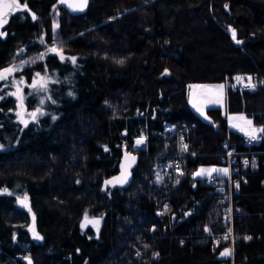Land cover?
Instances as JSON below:
<instances>
[{"label": "trees", "instance_id": "16d2710c", "mask_svg": "<svg viewBox=\"0 0 264 264\" xmlns=\"http://www.w3.org/2000/svg\"><path fill=\"white\" fill-rule=\"evenodd\" d=\"M64 2L17 0L0 37V70L41 50L38 38L55 37L64 55L34 65L49 78L43 103L26 98L27 108L43 109L36 121L21 125L0 88V264L17 253L28 255L21 264H225L203 231L219 230L217 199L194 174L216 162L231 130L219 108L207 109L211 121L196 114L187 86L264 67V0H87L76 13ZM225 104L250 116L262 98L226 90ZM164 121L195 124L180 175L164 169L176 148L159 132ZM122 138L144 140L132 181L101 192L125 153ZM263 200L253 176L240 200L246 213L235 219L236 262L264 264ZM162 202L168 217L155 215Z\"/></svg>", "mask_w": 264, "mask_h": 264}, {"label": "built area", "instance_id": "2783aa9c", "mask_svg": "<svg viewBox=\"0 0 264 264\" xmlns=\"http://www.w3.org/2000/svg\"><path fill=\"white\" fill-rule=\"evenodd\" d=\"M17 53L24 54L25 49L17 51ZM237 77L241 79L238 80ZM249 77H251V80H249ZM223 83L226 90L235 91L239 94L246 92L260 95L262 98L260 112L250 115L253 122V132L243 134L237 129H230V136H227L220 143L217 152L214 154L216 162L207 165L223 166L224 169H227V173L217 174L208 171L202 176L209 185L210 192L216 197L219 206V230L214 233L211 232L208 226H204L203 231L211 237L213 247H222L225 250V264H243L242 262H236L234 259L235 219L246 213V210L240 205V200L244 191L249 187L253 176L257 178L260 187L264 190V131H256L257 129H264V67L251 73L225 77ZM194 127L195 124L188 126L184 122L177 124L170 121H164L161 125L159 132L174 137L176 141L174 152L166 159L164 164V169L171 170L175 175L182 173L181 159L187 149L186 137L189 128ZM120 146L124 152L133 154H137L136 151L143 148L142 144L136 146L135 141L129 143L125 138L121 139ZM261 210L258 211L259 215L264 213V200ZM154 212L156 216L168 217L170 204L162 202L154 209ZM246 237L250 238V235L244 237L245 240H248L249 238L246 239ZM27 256L26 253L6 255L3 257V264H19V261L21 264L23 258Z\"/></svg>", "mask_w": 264, "mask_h": 264}, {"label": "rangeland", "instance_id": "374dc122", "mask_svg": "<svg viewBox=\"0 0 264 264\" xmlns=\"http://www.w3.org/2000/svg\"><path fill=\"white\" fill-rule=\"evenodd\" d=\"M60 2L66 0H59ZM58 6V5H57ZM57 6L53 9L52 15V35L55 36L58 27V15L59 9ZM232 30H235L232 26L227 27V31L236 44H240L241 41L233 39ZM236 33V32H235ZM38 43L41 46V50H35L34 53L29 56H21L19 60H15L14 63L4 69L15 68L14 71L5 73L4 69L0 70V74L6 76V79L0 80V88L4 91L5 96H12L15 102L13 113L15 119L21 124L26 125L30 122L36 121L43 115V109L36 106L33 109L26 107V98L29 95L36 96L38 101L42 102L47 99V86L49 78L45 72H38L35 70V64L40 61L45 54L55 53L60 57L64 56L59 48V41L55 37L52 38L51 42L41 41L38 38ZM237 41H240L237 43ZM223 87H220V86ZM225 84L223 82H210V83H197L193 82L187 86V104L188 106L203 119L211 121V118L207 114L209 108H219L222 116L225 118L228 128L232 130H239L243 134H251L253 132V122L251 117L244 111L239 112H228L225 104ZM249 121L251 123H249ZM224 167L220 165L199 166L194 174L195 178H200L205 175L209 170L221 174L224 171ZM24 201L23 199L21 202ZM20 206L25 207L24 203ZM29 231L33 238H37L33 227V221L29 225Z\"/></svg>", "mask_w": 264, "mask_h": 264}, {"label": "water", "instance_id": "95a60500", "mask_svg": "<svg viewBox=\"0 0 264 264\" xmlns=\"http://www.w3.org/2000/svg\"><path fill=\"white\" fill-rule=\"evenodd\" d=\"M10 3L11 0H0V11H3L5 13L4 19L6 21L2 25H0V32H3V30L7 27L12 16L14 8L9 7ZM64 6L71 12L76 13L84 8L85 3L84 0H66L64 2ZM137 141H140V143H137ZM143 142L144 140L142 138H138L135 141V145L140 146ZM138 159V154H133L130 152L124 153L119 159L117 172L102 181L100 188L101 192H104L106 189L111 188L113 186L127 188L132 181V173L138 162ZM97 221V218H94L90 221L87 219L83 220L80 223V227L84 228L89 223L95 225Z\"/></svg>", "mask_w": 264, "mask_h": 264}, {"label": "snow or ice", "instance_id": "6c2138e0", "mask_svg": "<svg viewBox=\"0 0 264 264\" xmlns=\"http://www.w3.org/2000/svg\"><path fill=\"white\" fill-rule=\"evenodd\" d=\"M84 3H87V0H84ZM9 7L15 9V8L21 7V5H19L17 3V0H11ZM4 16H5V13L3 11H0V25H2L4 22H6L4 19ZM33 18L35 19V17H33ZM2 35H4V33L0 32V36H2ZM232 35H233V39H235L236 38L235 30H232ZM239 42L240 41H237V43H239ZM72 59L75 60V58H72ZM119 63H123V61H119ZM14 70H15V68L13 67L12 69H4V72L8 73V72H11ZM2 79H6V76L3 74H0V80H2ZM237 79L239 80L241 78L237 77ZM249 80H251V77H249ZM220 87H223V86L221 85ZM249 123H251V122L249 121ZM256 131H264V129H257ZM137 143H140V141H137ZM209 171H211V170H209ZM221 171H224L225 173H227V169H223ZM206 231H207V229H206ZM248 238L249 237H246V239H248ZM226 252H227V250H226ZM224 254L225 253H221V255H224Z\"/></svg>", "mask_w": 264, "mask_h": 264}, {"label": "bare ground", "instance_id": "6f19581e", "mask_svg": "<svg viewBox=\"0 0 264 264\" xmlns=\"http://www.w3.org/2000/svg\"><path fill=\"white\" fill-rule=\"evenodd\" d=\"M238 93V92H237ZM246 93V92H245ZM239 94V93H238ZM242 94V93H241Z\"/></svg>", "mask_w": 264, "mask_h": 264}]
</instances>
